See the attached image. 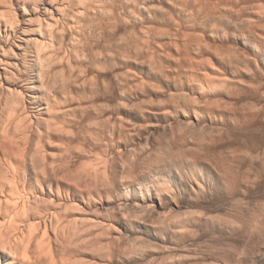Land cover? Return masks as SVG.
<instances>
[{"label":"bare ground","instance_id":"obj_1","mask_svg":"<svg viewBox=\"0 0 264 264\" xmlns=\"http://www.w3.org/2000/svg\"><path fill=\"white\" fill-rule=\"evenodd\" d=\"M247 1L0 0V264H200L201 233L264 252L261 218L198 212L264 180Z\"/></svg>","mask_w":264,"mask_h":264},{"label":"rangeland","instance_id":"obj_2","mask_svg":"<svg viewBox=\"0 0 264 264\" xmlns=\"http://www.w3.org/2000/svg\"><path fill=\"white\" fill-rule=\"evenodd\" d=\"M253 0H248L247 1V3H248V5H250L248 8V10H250V11H253V10H255V3H254V1L252 2ZM252 5L254 6V7H252ZM251 7H252V9H251ZM259 64H258V66H259V75L258 74H255V75H258V76H254L255 78L254 79H252L251 80V84H250V86H251V89H250V94H249V96H248V102H249V104H254V106L253 107H255V106H258V107H260L261 106V108H262V110L264 109V64L261 62V61H259L258 62ZM260 70H261V72H260ZM258 73V72H257ZM262 77V78H261ZM258 83H260L259 85H258ZM260 86V87H259ZM257 90H256V89ZM255 91V92H254ZM257 92V93H256ZM262 97V98H261ZM263 120H261V121H259L258 122V126H260L261 127V129H260V131H257V132H253L252 133V137H260L261 139H263L264 140V114H263V118H262ZM263 135V136H262ZM218 197V196H217ZM245 198L243 199L244 201H242L241 202V204H240V202L238 203L237 201H231V200H222V201H220L222 198H220V197H218L220 200H213V202H211V203H209V201L210 200H208V199H202V201H205V200H207L206 202H201L200 201V205L202 204V206H201V209L200 208H197L194 212L195 213H197V210H199L198 212H209L210 214H213V216L215 217V215L218 217V215H219V217H225V218H227L228 217V215H231V216H234V215H239V216H243V220H244V222H245V224H246V226L247 227H250L249 228V230H251L252 228L253 229H255V224H257L258 225V222H260L259 224H263V225H258V226H260L258 229L259 230H256V232H255V237H257V238H259V235H261V233L260 232H262V231H264L263 229H264V180L260 183V184H256L255 185V189L254 188H251V189H249V191L247 192V194H245V196H244ZM250 200V201H249ZM212 201V200H211ZM226 201V202H225ZM249 201V202H248ZM221 202V203H220ZM229 202V203H228ZM232 203H234V204H237V205H234V204H232ZM245 205H244V204ZM232 205H234L233 207H232ZM241 205V206H240ZM243 205V206H242ZM205 206V207H204ZM202 207H204V208H202ZM222 207V208H221ZM232 207V208H231ZM237 207H241L242 208V214L241 213H239V211H237V210H239V209H241V208H237ZM215 208V209H214ZM228 208V209H227ZM260 208V209H259ZM203 209V210H202ZM205 209V210H204ZM213 210V211H212ZM233 210V211H232ZM255 210V211H254ZM216 213V214H215ZM221 213V214H220ZM227 213V214H226ZM230 213V214H229ZM232 213V214H231ZM223 215V216H222ZM226 215V216H225ZM245 216V217H244ZM224 217L222 218V219H224ZM230 217V216H229ZM260 219L261 218V220H259L258 221V218ZM256 219V220H255ZM250 220V221H249ZM263 220V221H262ZM253 221V222H252ZM256 221H258L257 223H255ZM252 222V223H251ZM253 224V225H252ZM253 226H255V227H253ZM261 227H263V228H261ZM257 232H259V233H257ZM256 233L258 234V236L256 235ZM202 234V233H201ZM199 235L198 237H199V240H198V238H196L195 239V241L197 242H193V245L191 246V248L193 249L194 247V251L192 250H189V251H191L192 253H195V255L197 256V257H199V263L200 264H202V263H204L205 264V260H208L206 263L208 264V263H210V264H212V261H214V263L213 264H235V262H236V260H238V259H242V260H244V261H249V264H264V252H256L257 254L258 253H260V254H258V255H260V256H258L257 254H256V256H258L257 258H255L256 256H255V252H253L254 253V256H253V253H251L250 251L251 250H249L250 248H247V249H243L244 248V246H242V245H244V244H240V245H236V244H232V245H226L225 243H223L222 241H220L218 238L216 239V238H213V236L211 237V235H208V233L206 234V233H204L205 234V238H204V235H203V237H202V235ZM262 237H264V232L262 233ZM210 236V237H209ZM202 237V239L200 240V238ZM261 236H260V238H262ZM208 238V239H207ZM209 238H210V240H209ZM198 240V241H197ZM215 242H213V241ZM216 240H218V241H220V242H218V241H216ZM262 241H264V238H262L261 239ZM202 241V242H201ZM236 241H238V239H236ZM222 242V243H221ZM213 243V244H212ZM219 243V244H218ZM221 243V244H220ZM195 244V245H194ZM206 244V245H205ZM212 244V245H211ZM215 244V245H214ZM218 244V245H217ZM223 244V245H222ZM205 245V246H204ZM226 245V246H225ZM203 246V247H202ZM214 246V247H213ZM221 248H219V247ZM249 246V245H248ZM216 247V248H215ZM227 247H228V249L229 250H227ZM199 248H200V250H199ZM218 248V249H217ZM226 248V249H225ZM189 249V248H188ZM202 249V250H201ZM209 249V250H208ZM210 249H211V252H210ZM223 249V250H222ZM196 250V251H195ZM204 250V251H203ZM213 250H215V251H213ZM231 250V251H230ZM203 252V253H202ZM206 252V253H205ZM210 252V253H209ZM213 252H215V253H213ZM209 254V255H208ZM214 254V255H213ZM225 254V255H224ZM232 254L233 255H235V257L234 256H232ZM216 255V256H215ZM219 255V256H218ZM237 255V256H236ZM200 256H201V258H202V256H207L206 257V259L205 258H202V259H200ZM223 256V257H222ZM241 256V257H240ZM209 257H211L212 259H209ZM253 257H254V259H253ZM208 258V259H207ZM221 258V259H220ZM262 258V259H261ZM214 259V260H213ZM257 259V260H256ZM262 261H261V260ZM201 260H202V262H201ZM223 260V261H222ZM234 260H235V262H234ZM251 260V261H250ZM255 262H253V261ZM222 261V262H221ZM226 261V262H225ZM252 262V263H251ZM257 262V263H256Z\"/></svg>","mask_w":264,"mask_h":264}]
</instances>
